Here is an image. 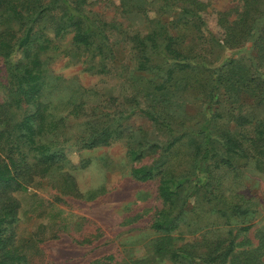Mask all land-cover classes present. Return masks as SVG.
I'll return each mask as SVG.
<instances>
[{"label": "trees", "instance_id": "obj_1", "mask_svg": "<svg viewBox=\"0 0 264 264\" xmlns=\"http://www.w3.org/2000/svg\"><path fill=\"white\" fill-rule=\"evenodd\" d=\"M164 1L159 8L178 15L170 27L158 21L145 33H131L118 31L113 17L93 14L87 8L89 0H0V62L4 66L0 70V264H44L35 260L40 253L38 234L22 239L17 233L18 223L44 203L29 188L49 180L57 194L48 205L64 202V196L96 198L103 192L101 178L81 185L77 176L84 169L98 171L99 161L82 159L77 169L67 149L83 151L117 141L125 145L134 181L157 179L156 193L163 207L151 228L170 233L185 221L189 232L201 236L186 247H172L161 239L155 244L156 254L181 264H264V229L255 233L256 246L243 248L250 245L244 235L250 226L237 228L217 220L245 215L248 207L228 203L209 190L214 168L235 167L236 159L254 154L264 158V77L258 68L264 61V0H234L241 9L232 19L234 9L217 13L222 34L220 39L210 36L209 42L227 49L246 43L255 52L228 57L220 64L209 63L200 51L199 33L205 25L200 11L207 5L199 0ZM119 2L120 13L125 15L135 4L137 13L148 17L138 0ZM112 28L127 47L134 69L149 77L143 88L133 87L125 103L110 98L112 103L107 100V105L87 94L84 97L86 89L69 90L49 63L50 56L69 41L64 54L71 62L91 57L87 72L110 74ZM175 91L185 100L203 104L196 121H188L195 116L169 111L168 94ZM246 94L256 108L251 117L241 100ZM135 115L146 118L151 128L125 125ZM245 125H252V135L242 132ZM216 137L223 139L221 147ZM202 188L201 206L187 210L188 198ZM88 223V229L75 238L80 245H90L101 235L95 223ZM57 237L55 232L52 238ZM132 264L157 263L143 258Z\"/></svg>", "mask_w": 264, "mask_h": 264}, {"label": "rangeland", "instance_id": "obj_2", "mask_svg": "<svg viewBox=\"0 0 264 264\" xmlns=\"http://www.w3.org/2000/svg\"><path fill=\"white\" fill-rule=\"evenodd\" d=\"M138 1L148 17L145 18L141 13H137L136 8H133L135 4L125 12V15L120 13L119 0H89L87 8L104 19L109 20L113 17L118 31L126 30L131 33H145L158 21L170 27L171 20L175 22L178 17L175 11L159 8L165 5L164 0ZM199 1L207 5L205 10L200 11L205 25L199 36L200 51L209 63L220 64L231 56L255 54L254 51H249L246 43L241 48L227 49L209 42L210 36L220 39L222 34V29L217 25V13L234 9L229 16L232 19L240 12V2ZM109 35L113 43V58L108 61V68L111 69L108 75L100 76L87 72L93 60L91 57H87L85 62H71L64 54L70 48L69 41H64L60 50L50 56L49 63L51 70L62 77L63 83L69 90L86 89V92H83L84 97L87 94L92 100L102 101V104L107 105H109L107 100L112 103L110 98H115L116 103H125L135 91L133 87L143 88L144 79L149 77L134 69L135 64L129 56V51L123 45V40L115 28L109 31ZM258 68L264 77V61ZM3 69L4 66L0 62V70ZM66 91L67 89L61 90L60 93L64 94ZM168 97V109L176 116L189 118L195 116V119H188L191 123L199 118L203 104L185 100L180 91L172 92L168 94ZM241 100L245 103V114L249 117L254 115L253 111L256 108H252V97L246 94L241 97ZM232 124L229 123L231 130H233ZM125 125L141 126L146 130L151 128L149 121L139 115L129 117ZM251 126H241L242 132L248 136L252 135ZM216 139L221 147L223 139L218 137ZM245 147L249 146L245 144ZM67 156L70 163L77 169L82 159L98 160V171L84 169L77 178L81 185L89 184L92 178H101L103 192L92 200L64 196V202H50L51 205H48L47 202L52 201L57 194L49 180L42 179L36 187L29 188L28 191L38 194L43 198L44 203L36 208L33 215L28 214L30 216L18 223L17 233L22 239L33 238V233L38 234L40 242H37V247L40 253L36 254V261L44 264H132L136 260L151 258L157 264H181L170 260L167 255L156 254L155 244L163 239L172 247H186L187 243H194L201 239L199 232L187 230L185 221H181L178 229L170 233L156 232L151 228L157 210L163 207L156 193L157 179L141 183L131 178L129 171L132 163L126 157V148L122 141L83 151H77L71 146L67 149ZM236 160L235 167L213 169L212 185L209 190L228 203L239 204L242 208L248 207L249 212L245 215L222 217L223 219L217 220H225L237 228L249 225L250 228L244 235L249 239L250 245L243 248L254 247L257 244L256 231L264 229V158L261 159L254 154L248 159ZM199 174V176L202 175V173ZM195 182L194 178L191 181L192 185ZM202 192H204L203 188L188 198L187 210L197 205L201 206L202 202L199 201L202 200ZM88 221L100 228L101 235L90 245H80L75 238L81 230L88 229L90 226ZM39 228L42 229L39 230ZM55 232L58 237L52 238ZM241 239L242 236L238 240Z\"/></svg>", "mask_w": 264, "mask_h": 264}]
</instances>
